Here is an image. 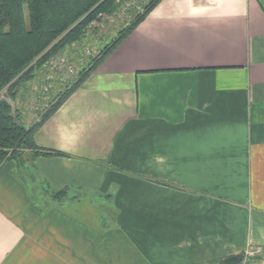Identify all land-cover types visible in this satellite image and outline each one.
I'll list each match as a JSON object with an SVG mask.
<instances>
[{"label": "crops", "instance_id": "0c3cea01", "mask_svg": "<svg viewBox=\"0 0 264 264\" xmlns=\"http://www.w3.org/2000/svg\"><path fill=\"white\" fill-rule=\"evenodd\" d=\"M33 140L0 264H264V0H160Z\"/></svg>", "mask_w": 264, "mask_h": 264}, {"label": "trees", "instance_id": "16d2710c", "mask_svg": "<svg viewBox=\"0 0 264 264\" xmlns=\"http://www.w3.org/2000/svg\"><path fill=\"white\" fill-rule=\"evenodd\" d=\"M129 1L0 0V165L8 159L21 161L26 154L31 157L62 154L38 147L33 134L160 0H140L139 5ZM120 7L128 9V23L89 58L63 91L48 100L38 119L26 126L15 102L18 98L23 100L22 89L35 78L36 70H45L65 48L80 42L92 23L102 16L115 15ZM63 60L67 66L68 60ZM64 194V190L57 191L54 197L60 199ZM242 257V253L229 255L218 264H239Z\"/></svg>", "mask_w": 264, "mask_h": 264}, {"label": "rangeland", "instance_id": "374dc122", "mask_svg": "<svg viewBox=\"0 0 264 264\" xmlns=\"http://www.w3.org/2000/svg\"><path fill=\"white\" fill-rule=\"evenodd\" d=\"M131 1L137 5L141 2L130 0V4ZM129 20V11L125 7H120L115 15L102 16L98 22L90 25L80 42L65 48L52 64L46 65L45 70H36L35 78L22 89L25 95L23 100L18 98L15 102L20 120L26 126L36 121L40 113L48 106V100L56 93L63 91L89 58L96 55L105 44L112 40L118 30ZM64 58L68 60L67 66Z\"/></svg>", "mask_w": 264, "mask_h": 264}, {"label": "built area", "instance_id": "2783aa9c", "mask_svg": "<svg viewBox=\"0 0 264 264\" xmlns=\"http://www.w3.org/2000/svg\"><path fill=\"white\" fill-rule=\"evenodd\" d=\"M59 67H60V65H59ZM254 253H255L254 250L246 251V253L243 254V257H242L239 264H251V257L254 256Z\"/></svg>", "mask_w": 264, "mask_h": 264}]
</instances>
